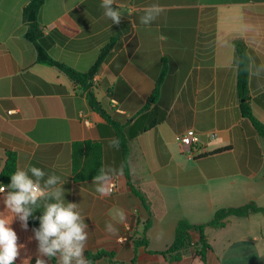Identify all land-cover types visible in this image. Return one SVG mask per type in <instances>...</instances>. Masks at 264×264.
<instances>
[{"label": "crops", "instance_id": "0c3cea01", "mask_svg": "<svg viewBox=\"0 0 264 264\" xmlns=\"http://www.w3.org/2000/svg\"><path fill=\"white\" fill-rule=\"evenodd\" d=\"M27 1L0 0V156L14 153L16 170L35 166L60 177L65 203L77 204L88 225L84 252L107 253L93 264H264V213L205 226L211 249L203 260L192 247L178 261L159 254L180 220L206 224L219 209L264 206V139L240 113L235 48L248 57L246 102L264 122V0H115L119 24L104 15L102 0H44L36 22L54 61L86 73L110 45L89 90L111 122L90 108L78 83L36 62L23 36ZM153 4L164 11L144 25ZM189 129L199 137L190 152L175 139ZM74 142L100 145L108 194L94 179L73 180ZM125 166L144 203L131 193ZM147 221L146 246L135 245ZM11 227L23 245L15 264H53L29 225L14 218Z\"/></svg>", "mask_w": 264, "mask_h": 264}, {"label": "clouds", "instance_id": "9594fccd", "mask_svg": "<svg viewBox=\"0 0 264 264\" xmlns=\"http://www.w3.org/2000/svg\"><path fill=\"white\" fill-rule=\"evenodd\" d=\"M114 4L115 0H102L101 7L113 24H119L122 15L113 7ZM163 11L161 5L153 4L144 9L140 22L150 25ZM159 39L166 37L160 36ZM112 143L118 146L116 141ZM110 179L108 173L101 169L100 174L94 177V182L98 183V193H109L110 186L106 185ZM0 194H3L5 206L4 211L0 212V264H14L23 247L18 244V236L11 227L13 219L18 218L22 227L27 229L29 217L41 206V201L44 202L43 214L39 217V228L33 229L40 255L49 260L55 257L58 264H91L84 256L88 225L77 211V204L65 203V190L59 176L46 174L35 166L27 170L17 169L10 176L8 185H0ZM123 220L124 216L120 214L119 221ZM107 228L108 231H115L111 224ZM23 264H29V259H25ZM36 264H46V261L37 258Z\"/></svg>", "mask_w": 264, "mask_h": 264}, {"label": "trees", "instance_id": "16d2710c", "mask_svg": "<svg viewBox=\"0 0 264 264\" xmlns=\"http://www.w3.org/2000/svg\"><path fill=\"white\" fill-rule=\"evenodd\" d=\"M44 0H28L23 7V20L25 25L24 38L33 45L36 51V62L48 66H54L62 71L70 79L78 83L82 90L86 92V99L90 108L98 113L105 120L110 121V118L102 111L100 105L96 101L93 94L90 92V81L96 72L99 64L105 58L110 49V45L101 50L95 63L86 73H79L63 64L54 61L49 54L47 38L42 34L40 27L36 22V16L43 6ZM33 13L34 20L27 22L29 13ZM236 48V92L240 99V113L242 117L251 121L256 133L264 139V122L257 120L252 116L251 109L247 104V91H248V57L245 49L240 44H235ZM165 71L161 72L158 80L156 81L153 97L158 93V87L162 81ZM121 152L124 158L127 156V148L125 142L120 144ZM2 165L0 166V185H8L10 183V176L16 171V156L12 152H5L0 156ZM101 171V148L99 144H92L90 142H74L71 151V172L74 181H84L94 179ZM125 176L128 179V185L131 193L138 197L143 203L144 199L140 191L135 188L129 180L127 168L125 166ZM251 213H264L263 207H256L254 204L249 203L237 208H223L217 210L212 219L206 224H191L186 220L177 222L174 232V238L171 245L164 252L159 254L166 256L169 261H178L182 253L192 247L194 252L201 260L204 259L205 253L210 251V246L207 244L204 236V227H219L221 222L228 216H244ZM150 222L147 221L144 225L142 234L137 240L135 245L146 246L145 233L149 227ZM28 225L31 229L39 228V220L34 217H29ZM195 236V238H194ZM195 239V240H194ZM107 255L104 251H99L94 254L84 252L86 259L91 261V264L102 256ZM53 264H58L55 258H52ZM15 264V263H14Z\"/></svg>", "mask_w": 264, "mask_h": 264}, {"label": "built area", "instance_id": "2783aa9c", "mask_svg": "<svg viewBox=\"0 0 264 264\" xmlns=\"http://www.w3.org/2000/svg\"><path fill=\"white\" fill-rule=\"evenodd\" d=\"M175 139L182 145L185 151L190 152L199 147V137L192 129L185 131L183 134L177 135ZM111 188H114L113 183H111Z\"/></svg>", "mask_w": 264, "mask_h": 264}, {"label": "water", "instance_id": "95a60500", "mask_svg": "<svg viewBox=\"0 0 264 264\" xmlns=\"http://www.w3.org/2000/svg\"><path fill=\"white\" fill-rule=\"evenodd\" d=\"M34 20V15L33 13H29L28 16H27V22H32Z\"/></svg>", "mask_w": 264, "mask_h": 264}]
</instances>
